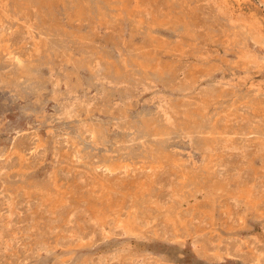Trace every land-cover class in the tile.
<instances>
[{
    "label": "rangeland",
    "instance_id": "1",
    "mask_svg": "<svg viewBox=\"0 0 264 264\" xmlns=\"http://www.w3.org/2000/svg\"><path fill=\"white\" fill-rule=\"evenodd\" d=\"M0 264H264V0H0Z\"/></svg>",
    "mask_w": 264,
    "mask_h": 264
}]
</instances>
